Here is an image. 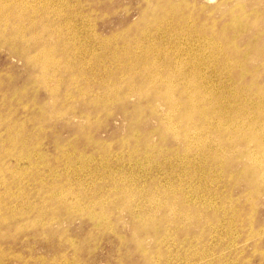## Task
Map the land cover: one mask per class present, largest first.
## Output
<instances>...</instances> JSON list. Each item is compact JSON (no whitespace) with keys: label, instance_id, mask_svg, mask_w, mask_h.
Returning <instances> with one entry per match:
<instances>
[{"label":"rangeland","instance_id":"obj_1","mask_svg":"<svg viewBox=\"0 0 264 264\" xmlns=\"http://www.w3.org/2000/svg\"><path fill=\"white\" fill-rule=\"evenodd\" d=\"M15 1L0 0V31L5 29L0 37V264H264V183L260 182L255 191L246 181L248 178H240L244 165L252 163L242 146L229 149L222 145L233 138L231 130L224 129L226 125L232 123L231 127L237 130L245 117L255 121L264 114V0ZM6 14L17 18H5ZM22 48L36 57L25 60L27 55L19 54ZM134 59L140 64L132 66ZM194 59L204 61L197 79L201 95L216 98L219 104L213 106L232 110L227 117L199 114L197 118L206 125L199 132L191 124L182 130L178 117L169 115L172 97L167 92L178 85L177 66L184 64L186 73V65ZM165 75L168 86L157 92L149 81L165 79ZM195 105L201 112L203 103L197 100ZM241 109L249 115L237 112ZM171 200L179 206L173 208ZM153 223L159 226L156 231L149 229Z\"/></svg>","mask_w":264,"mask_h":264},{"label":"bare ground","instance_id":"obj_2","mask_svg":"<svg viewBox=\"0 0 264 264\" xmlns=\"http://www.w3.org/2000/svg\"><path fill=\"white\" fill-rule=\"evenodd\" d=\"M8 1V0H7ZM32 1V0H31ZM43 1V0H42ZM80 1V0H79ZM78 1V2H79ZM16 1L14 0V3H15ZM219 2V1H218ZM224 2H225V0H224ZM2 3V2H1ZM12 3V2H11ZM14 3H12V4H14ZM82 3H84V2H82ZM148 3V2H147ZM190 3V2H189ZM221 3V2H220ZM219 3V4H220ZM261 3V2H260ZM259 3V4H260ZM16 4H18V3H16ZM15 4V5H16ZM80 4H81V2H80ZM237 4H239V3H237ZM241 5H242V3H240ZM243 4H245V3H243ZM2 5V4H1ZM9 6L11 5V4H8ZM14 5V6H15ZM20 5V4H19ZM30 5V4H29ZM49 5H51V4H49ZM146 5V4H145ZM155 5V4H154ZM153 5V6H154ZM187 5V4H186ZM235 5H236V3H235ZM12 6V5H11ZM17 6V5H16ZM56 6V5H55ZM152 6V7H153ZM161 6H163V5H161ZM177 6V5H176ZM194 6V5H193ZM202 6V5H201ZM208 6V5H207ZM253 6H255V5H253ZM1 7V6H0ZM175 7V6H174ZM257 7V6H256ZM4 8V7H3ZM7 9H8V7H6ZM14 8H16V7H14ZM23 8V7H22ZM165 8V7H164ZM184 8V7H183ZM239 8H243V7H239ZM1 9V8H0ZM17 9V8H16ZM21 9V8H20ZM203 9H204V7H203ZM9 10H11V9H9ZM24 10V9H23ZM27 10V9H26ZM48 10V9H47ZM143 10V9H142ZM155 10V9H154ZM171 10V9H170ZM197 10V9H196ZM200 10V9H199ZM213 10V9H212ZM1 11V10H0ZM31 11H32V9H31ZM34 11V10H33ZM51 11V10H50ZM146 11V10H145ZM214 11V10H213ZM240 11H241V9H240ZM242 11H244V10H242ZM254 11V10H253ZM19 12V11H18ZM25 12V11H24ZM165 12V11H164ZM189 12V11H188ZM233 12V11H232ZM257 12V11H256ZM8 13V12H7ZM34 13V12H33ZM52 13V12H51ZM94 13V12H93ZM179 13H180V11H179ZM191 13V12H190ZM245 13V12H244ZM250 13V12H249ZM260 13H262V12H260ZM3 14V13H2ZM82 14V13H81ZM107 14V13H106ZM170 14H171V12H170ZM173 14V13H172ZM175 14V13H174ZM177 14V13H176ZM205 14V13H204ZM212 14V13H211ZM237 14H239V13H237ZM252 14V13H251ZM257 14V13H256ZM7 15V14H6ZM6 15H4V16H6ZM30 15H32L31 13H30ZM34 15V14H33ZM47 15V14H46ZM55 15V14H54ZM75 15V14H74ZM104 15V14H103ZM168 15V14H167ZM209 15V14H208ZM235 15V14H234ZM255 14H253V16H254ZM261 15V14H260ZM72 16V15H71ZM155 16V15H154ZM247 16H248V14H247ZM246 16V17H247ZM0 17L2 18V15H0ZM17 18V15H15V14H9V15H7L5 18ZM25 17V16H24ZM75 17V16H74ZM82 17V16H81ZM165 17V16H164ZM196 17V16H195ZM220 17V16H219ZM218 17V18H219ZM234 17V16H233ZM242 17H243V14H242ZM86 18V17H85ZM162 19H163V17H161ZM185 18V17H184ZM190 18V17H189ZM199 18V17H198ZM239 18V17H238ZM249 18V17H248ZM254 18V17H253ZM140 19H142V18H140ZM155 19V18H154ZM153 19V20H154ZM186 19V18H185ZM241 19V18H240ZM32 20V19H31ZM66 20V19H65ZM184 20V19H183ZM230 20V19H229ZM233 20V19H232ZM5 21V20H4ZM35 21V20H34ZM68 21V20H67ZM70 21V20H69ZM151 21H152V19H151ZM203 21V20H202ZM206 21V20H205ZM247 21V20H246ZM8 22V21H7ZM12 22H14V21H12ZM11 22V23H12ZM25 22V21H24ZM156 22V21H155ZM154 22V23H155ZM189 22V21H188ZM207 22V21H206ZM233 22V21H232ZM239 22H241V21H239ZM238 22V23H239ZM253 22H255L254 21V19H253ZM2 23V22H1ZM0 23V24H1ZM10 23V24H11ZM31 23H33V22H31ZM30 23V24H31ZM70 23V22H69ZM147 23V22H146ZM190 23V22H189ZM205 23V22H204ZM223 23V22H222ZM247 23V22H246ZM5 23H3V25H4ZM7 24V23H6ZM149 24V23H148ZM151 24V23H150ZM228 24V23H227ZM244 24V23H243ZM242 24V25H243ZM215 25V24H214ZM245 25V24H244ZM243 25V26H244ZM248 25V24H247ZM252 25V24H251ZM6 26V25H5ZM137 26V25H136ZM148 26V25H147ZM160 26V25H159ZM183 26V25H182ZM197 26V25H196ZM226 26V25H225ZM11 28H12V25L10 26ZM15 27V26H14ZM18 27V26H17ZM21 27V26H20ZM27 27H28V25H27ZM62 27V26H61ZM138 27V26H137ZM202 27H204V26H202ZM207 27V26H206ZM240 27V26H239ZM245 27V26H244ZM2 28V27H1ZM53 28V27H52ZM51 28V29H52ZM153 28V27H152ZM195 28V27H194ZM196 28H201V27H196ZM223 28V27H222ZM230 28V27H229ZM59 29V28H58ZM146 29V28H145ZM204 29V28H203ZM211 29V28H210ZM219 29V28H218ZM226 29V28H225ZM232 29V28H231ZM243 29V28H242ZM21 30V29H20ZM57 30V29H56ZM66 30V29H65ZM148 30V29H147ZM146 30V31H147ZM204 30H206V29H204ZM214 30V29H213ZM238 30V29H237ZM241 30V29H240ZM239 30V31H240ZM245 30V29H244ZM10 31V30H9ZM142 31V30H141ZM144 31V30H143ZM202 31V30H201ZM200 31V32H201ZM211 31V30H210ZM222 31V30H221ZM227 31V30H226ZM243 31V30H242ZM216 32V31H215ZM256 32V31H255ZM3 33H5V29H2V31H0V35H2ZM23 33V32H22ZM59 33V32H58ZM198 33V32H197ZM204 33V32H203ZM263 33V32H262ZM13 34V33H12ZM20 34V33H19ZM36 34V33H35ZM57 34V33H56ZM61 34V33H60ZM95 34V33H94ZM93 34V35H94ZM215 34V33H214ZM243 34V33H242ZM16 35V34H15ZM34 35V34H33ZM142 35V34H141ZM201 35V34H200ZM206 35V34H205ZM236 35V34H235ZM234 35V36H235ZM258 35H260V34H258ZM13 36V35H12ZM17 36H19V35H17ZM22 36V35H21ZM24 36H26V35H24ZM29 36V35H28ZM60 36H62V35H60ZM148 36V35H147ZM204 36V35H203ZM208 36V35H207ZM221 36H223V35H221ZM0 37H3V35L2 36H0ZM4 37H6V36H4ZM217 37V36H216ZM225 37V36H224ZM253 37V36H252ZM251 37V38H252ZM255 37V36H254ZM259 37V36H258ZM14 38V37H13ZM16 38V37H15ZM26 38H28V37H26ZM235 38H237L236 36H235ZM257 38V37H256ZM1 39V38H0ZM56 39H58V38H56ZM190 39V38H189ZM229 39V38H228ZM232 39V38H231ZM3 40V39H2ZM8 40V39H7ZM9 40H10V38H9ZM30 40V39H29ZM214 40H215V38H214ZM217 41V40H216ZM231 41V40H230ZM240 41V40H239ZM15 42V41H14ZM141 42V41H140ZM229 42V41H228ZM255 42V41H254ZM257 42V41H256ZM12 43V42H11ZM220 43V42H219ZM237 43V42H236ZM253 43V42H252ZM5 44V43H4ZM7 44V43H6ZM135 44V43H134ZM254 44V43H253ZM256 44V43H255ZM13 45V44H12ZM45 45V44H44ZM211 45V44H210ZM232 45V44H231ZM247 45V44H246ZM15 46V45H14ZM187 46H188V44H187ZM239 46V45H238ZM248 46V45H247ZM2 47V46H1ZM11 47H13V46H11ZM10 47V48H11ZM122 47V46H121ZM224 47V46H223ZM229 45H228V49H229ZM234 47H237V46H234ZM253 47V46H252ZM41 48V47H40ZM51 48H52V45H51ZM65 48V47H64ZM162 48V47H161ZM189 48V47H188ZM215 48V47H214ZM16 49V48H15ZM30 49V48H29ZM43 49H45V46H44V48ZM89 49V48H88ZM219 49V48H218ZM221 49V48H220ZM226 49V48H225ZM248 49L250 50V48H247L246 49V51H248ZM13 51H14V48L12 49ZM40 50V49H39ZM39 50L37 51V52H39ZM238 50V49H237ZM245 50V49H244ZM257 50V49H256ZM67 51V50H66ZM76 51V50H75ZM146 51V50H145ZM156 51V50H155ZM217 51V50H216ZM219 51V50H218ZM221 51V50H220ZM226 51V50H225ZM241 51V50H240ZM2 52V51H1ZM5 52H6V50H5ZM36 52V53H37ZM79 52H81V51H79ZM161 52V51H160ZM212 52V51H211ZM245 52V51H244ZM249 52H251V51H249ZM249 52H248V54H249ZM261 52H262V50H261ZM28 53H29V51H28V49L27 48H22L21 50H20V52H19V54H21V55H27V58L25 59V60H33L35 57H36V54H34L35 55V57L34 56H30V54L28 55ZM72 53V52H71ZM138 53V52H137ZM2 54V53H1ZM39 54V53H38ZM46 54V53H45ZM48 54V53H47ZM162 54V53H161ZM217 54V53H216ZM220 54V53H219ZM244 54V53H243ZM246 54V53H245ZM52 55V54H51ZM50 55V56H51ZM74 55H76V54H74ZM90 55V54H89ZM115 55V54H114ZM223 55V54H222ZM232 55V54H231ZM28 56H30V57H28ZM49 56V55H48ZM47 56V57H48ZM124 56V55H123ZM147 56V55H146ZM225 56H226V53H225ZM13 57V56H12ZM46 57V56H45ZM61 57V56H60ZM134 57H135V54H134ZM213 57H215V56H213ZM233 57V56H232ZM243 57V56H242ZM52 58V57H51ZM54 58V57H53ZM144 58V57H143ZM234 58V57H233ZM232 58V59H233ZM236 58V57H235ZM45 59V58H44ZM48 59V58H47ZM56 59V58H55ZM58 59H60L59 57H58ZM87 59V58H86ZM131 59V58H130ZM129 59V60H130ZM218 59V58H217ZM226 59H228V58H226ZM46 60V59H45ZM44 60V61H45ZM57 60V59H56ZM174 60V59H173ZM195 61L194 62H191L190 64H188V65H186V66H188L189 67V70L185 73L184 72V68H183V66H184V64H180V66H177V67H179L178 69V71H177V80H178V85H177V87L175 86L174 88H172L171 90H167V92H168V97L169 98H171V100H170V109H171V113L169 114L170 116H175V117H178V119L180 120V124H181V129L183 130L184 128H186L188 125H193L194 127H195V129L197 130V132H199V131H202V130H205V128H206V125L204 124V120L202 121L200 118H197V116L199 115V114H203V115H207V114H214V115H216V116H229L230 114H231V112H232V110H222L221 108H219L218 106H213V104L214 105H218L217 104V102H216V98H213V99H209L208 98V96H205V94H204V96L203 95H201V93H200V91H201V84L199 83H197V79H198V74H199V67L204 63V61H202V60H200V59H194ZM238 60V59H237ZM37 61V59L35 60V62ZM47 61H49V60H46V62ZM53 61V60H52ZM70 61V60H69ZM68 61V62H69ZM140 61V60H139ZM139 61L137 60V59H134L133 61H132V66H137V65H139L140 63H139ZM167 61V60H166ZM245 61H246V58H245ZM19 62V61H18ZM55 62V61H54ZM121 62H122V59H121ZM120 62V63H121ZM189 62V61H188ZM227 62V61H226ZM241 62V61H240ZM247 62V61H246ZM10 63V62H9ZM37 63H39V61L37 62ZM222 63V62H221ZM234 63V62H233ZM243 63H244V61H243ZM11 64V63H10ZM33 64V63H32ZM40 64V63H39ZM51 64V63H50ZM62 64H64V63H62ZM61 64V65H62ZM68 64V63H67ZM128 64V63H127ZM153 64V63H152ZM35 65H37V64H35ZM60 65V66H61ZM130 65V64H129ZM128 65V66H129ZM145 65V64H144ZM150 65V64H149ZM237 65V64H236ZM257 65V64H256ZM260 65V64H259ZM32 66V65H31ZM82 66H84V65H82ZM117 66V65H116ZM152 66H154L155 67V65L153 64ZM151 66V67H152ZM166 66H168V65H166ZM171 66V65H170ZM173 66V65H172ZM217 66V65H216ZM221 66V65H220ZM227 66V65H226ZM229 66V65H228ZM252 66H254V65H252ZM251 66V67H252ZM261 66V65H260ZM45 67H47V66H45ZM87 67V66H86ZM119 67V66H118ZM145 67V66H144ZM147 67V66H146ZM235 67V66H234ZM244 67V66H243ZM262 67V66H261ZM32 68H33V66H32ZM48 68V67H47ZM58 68V67H57ZM166 68V67H165ZM168 68V67H167ZM228 68V67H227ZM226 68V69H227ZM230 68V67H229ZM260 68V67H259ZM41 69V68H40ZM71 69V68H70ZM91 69V68H90ZM125 69V68H124ZM175 69H176V67H175ZM43 70H45V69H43ZM56 70V69H55ZM78 70V69H77ZM105 70V69H104ZM121 70V69H120ZM132 69H130V71H131ZM140 70V69H139ZM149 70H150V68H149ZM164 70V69H163ZM168 70V69H167ZM228 70V69H227ZM241 70V69H240ZM247 70V69H246ZM79 71V70H78ZM151 71V70H150ZM149 71V72H150ZM171 71H174V70H171ZM208 71V70H207ZM223 71V70H222ZM232 71V70H231ZM257 71V70H256ZM256 71H255V73H256ZM46 72H48V71H46ZM53 70H52V74H53ZM57 72V71H56ZM55 72V73H56ZM110 72V71H109ZM112 72V71H111ZM121 72V71H120ZM134 72H137L136 70L134 71ZM169 72V71H168ZM214 72V71H213ZM227 72V71H226ZM241 72V71H240ZM251 72V71H250ZM253 72V71H252ZM8 73V72H7ZM77 73V72H76ZM130 73V72H129ZM173 73V72H172ZM175 73V72H174ZM173 73V74H174ZM222 73V72H221ZM225 73V72H224ZM42 74H44V73H42ZM107 74V73H106ZM148 74V73H147ZM159 74V73H158ZM223 74V73H222ZM221 74V75H222ZM230 74V73H229ZM251 74H253V73H251ZM259 74V73H258ZM112 75H113V72H112ZM146 75V74H145ZM168 75V74H167ZM167 75H165L166 77H165V79H161V78H156L155 80L154 79H152V80H150L149 82H150V84H151V86H153L154 88H155V90H157V92H158V90L159 89H162L163 88V86L165 87V90H166V88H167V83H168V80L169 79H167L168 78V76ZM224 75V74H223ZM232 75V74H231ZM7 76H9V75H7ZM43 76V75H42ZM51 76V75H50ZM53 76V75H52ZM86 76V75H85ZM84 76V77H85ZM133 76V75H132ZM142 76V75H141ZM155 77H156V75H154ZM232 76H234V75H232ZM238 76H239V74H238ZM36 77V76H35ZM44 77V76H43ZM58 77H60V76H58ZM72 77V76H71ZM76 77V76H75ZM74 77V78H75ZM81 77V76H80ZM92 77V76H91ZM94 77V76H93ZM96 77V76H95ZM104 77V76H103ZM120 77V76H119ZM153 77V76H152ZM151 77V78H152ZM160 77H162V76H160ZM226 77H228L229 78V75L227 74V76ZM235 77V76H234ZM246 77V76H245ZM251 77V76H250ZM46 78V77H45ZM70 78V77H69ZM73 78V77H72ZM76 78H78V77H76ZM87 78V77H86ZM122 78V77H121ZM154 78V77H153ZM163 78V77H162ZM223 78V77H222ZM242 78H243V75H242ZM49 79V78H48ZM51 79V78H50ZM58 79H60V78H58ZM61 79H62V77H61ZM79 79V78H78ZM95 79V78H94ZM133 79V78H132ZM145 79V78H144ZM149 79V78H148ZM34 80H36V79H34ZM172 80H173V77H172ZM233 80V79H232ZM231 80V81H232ZM253 80V79H252ZM1 82H2V80H0ZM37 81V80H36ZM49 81H51V80H49ZM58 81V80H57ZM99 81H100V79H99ZM112 81V80H111ZM110 81V82H111ZM126 81V80H125ZM124 81V82H125ZM230 81V80H229ZM9 82V81H8ZM34 82V81H33ZM47 82V81H46ZM46 82H45V84H46ZM70 82V81H69ZM86 82V81H85ZM170 82V81H169ZM224 82V81H223ZM240 82V81H239ZM245 82V81H244ZM257 82V81H256ZM3 83V82H2ZM40 83V82H39ZM48 83V82H47ZM106 83H107V81H106ZM133 83V82H132ZM131 83V84H132ZM172 83V82H171ZM225 83V82H224ZM20 84V83H19ZM49 84V83H48ZM74 84V83H73ZM78 84V83H77ZM122 84V83H121ZM232 84H233V82H232ZM246 84V83H245ZM30 85V84H29ZM28 85V86H29ZM59 85V84H58ZM75 85V84H74ZM123 85V84H122ZM175 85H176V83H175ZM35 86V85H34ZM52 86V85H51ZM71 86V85H70ZM113 86V85H112ZM116 86V88H118L117 87V85H115ZM141 86H144V85H142L141 84ZM210 86V85H209ZM243 86H244V84H243ZM50 87V86H49ZM48 87V88H49ZM54 87V86H53ZM88 87V86H87ZM120 87V86H119ZM126 87H128V86H126ZM132 87V86H131ZM233 87V86H232ZM234 87H235V85H234ZM240 87V86H239ZM256 87V86H255ZM44 88V87H43ZM57 88V87H56ZM109 88V87H108ZM111 88V87H110ZM115 88V89H116ZM134 88V87H133ZM241 88V87H240ZM5 89V88H4ZM50 89H52V88H50ZM75 89V88H74ZM121 89V88H120ZM147 89V88H146ZM244 89V88H243ZM242 89V90H243ZM259 89H261V88H259ZM14 90H15V88H14ZM78 90V89H77ZM80 90V89H79ZM107 90V89H106ZM105 90V91H106ZM110 90H112V89H110ZM117 90H119V89H117ZM130 90V89H129ZM129 90H128V92H129ZM133 90H135V88L133 89ZM139 91H140V89H138ZM164 89H163V91H165ZM241 90V89H240ZM246 91H247V89H245ZM55 91V90H54ZM69 91H71V90H69ZM81 91V90H80ZM83 91V90H82ZM115 91V90H114ZM127 91V90H126ZM264 91V90H263ZM262 91V92H263ZM6 91H4V93H5ZM17 92V91H16ZM21 92V91H20ZM26 92V91H25ZM24 92V93H25ZM48 92H49V90H48ZM55 92H58V91H55ZM54 92V93H55ZM68 92V91H67ZM85 92V91H84ZM127 92V93H128ZM131 92V91H130ZM141 92V91H140ZM149 92V91H148ZM205 92V91H204ZM212 92V91H211ZM3 93V94H4ZM36 93V92H35ZM79 93V92H78ZM82 93V92H81ZM94 93V92H93ZM113 93V92H112ZM258 93V92H257ZM86 94H88V93H86ZM91 94V93H90ZM165 94V93H164ZM17 95V94H16ZM68 95V94H67ZM73 95V94H72ZM114 95V94H113ZM125 95V97H126V94H124ZM124 95H122V96H124ZM160 95H162V97H163V94H160ZM258 95V94H257ZM6 96V95H5ZM99 96V95H98ZM102 96V95H101ZM101 96H99V97H101ZM104 96V95H103ZM116 96H118V95H116ZM116 96H115V98H116ZM129 96V95H128ZM218 96V95H217ZM216 96V97H217ZM225 96V95H224ZM52 97V96H51ZM75 97V96H74ZM121 97V96H120ZM146 96H144L143 98H145ZM234 97V96H233ZM250 97V96H249ZM56 98V97H55ZM106 98V97H105ZM110 98H112V97H110ZM113 98H114V96H113ZM132 98V97H131ZM168 98V99H169ZM260 98V97H259ZM262 98V97H261ZM98 99V98H97ZM96 99V100H97ZM120 99V98H119ZM166 99H167V97H166ZM166 99H165V101H166ZM32 100V99H31ZM46 100V99H45ZM51 100V99H50ZM86 100V99H85ZM95 100V101H96ZM99 100H101V99H98V101ZM114 100V99H113ZM121 100V99H120ZM124 100V99H123ZM197 100H198V102L199 103H203V109H202V111L200 112V110H198L195 106V104H196V102H197ZM232 100V99H231ZM252 100V99H251ZM263 100V99H262ZM262 100H260V101H262ZM56 101V100H55ZM54 101V102H55ZM102 101V100H101ZM107 101V100H106ZM254 101V100H253ZM32 102V101H31ZM44 102V101H43ZM115 102H116V100H115ZM114 102V103H115ZM158 102V101H157ZM221 102V101H220ZM29 103V102H28ZM52 103H53V100H52ZM98 102H96V104H97ZM151 103V102H150ZM10 104V103H9ZM23 104V103H22ZM31 104H33V103H31ZM64 104V103H63ZM100 104V103H99ZM104 104V103H103ZM106 104H108V103H106ZM149 104V103H148ZM159 104V103H158ZM249 104V103H248ZM252 104H254V102L252 103ZM7 105V104H6ZM198 105V104H197ZM245 105V104H244ZM1 106V105H0ZM10 106V105H9ZM13 106V105H12ZM38 106V105H37ZM43 106H44V104H43ZM199 106V105H198ZM197 106V107H198ZM205 106V107H204ZM19 107H21V106H19ZM71 107V106H70ZM200 107H202V106H200ZM228 107V106H227ZM233 107V106H232ZM26 108V107H25ZM27 108H28V106H27ZM72 108V107H71ZM138 108V107H137ZM248 108V107H247ZM8 109V108H7ZM43 109V108H42ZM51 109V108H50ZM67 109H68V107H67ZM67 109H66V112H67ZM74 109H77V108H74ZM151 109V108H150ZM156 109H158V108H156ZM254 109V108H253ZM258 109V108H257ZM44 110V109H43ZM153 110V109H152ZM15 111H17V110H15ZM19 111V110H18ZM30 111V110H29ZM63 111H64V109H63ZM72 111H74V110H72ZM128 111V110H127ZM154 111V110H153ZM160 111V110H159ZM169 111V110H168ZM236 111V110H235ZM253 111V110H252ZM2 112V111H1ZM56 112V111H55ZM61 112V111H60ZM112 112V111H111ZM143 112V111H142ZM237 112H242V115L243 116H245L248 112L246 111V109L245 110H242L241 109V111H237ZM261 112V111H260ZM259 112V113H260ZM11 113V112H10ZM13 113H14V111H13ZM25 113V112H24ZM43 113V112H42ZM47 113V112H46ZM51 113V112H50ZM98 113H100V112H98ZM141 113V112H140ZM144 113V112H143ZM154 113V112H153ZM163 113V112H162ZM251 113V112H250ZM49 114V113H48ZM112 114V113H111ZM134 114H135V112H134ZM142 114V113H141ZM1 115H2V113H1ZM7 115V114H6ZM16 115V114H15ZM56 115H58V114H56ZM63 115V114H62ZM65 115V114H64ZM78 115V114H77ZM110 115V114H109ZM125 115V114H124ZM148 115V114H147ZM150 115V114H149ZM165 115V114H164ZM167 115V114H166ZM233 115V114H232ZM240 115V114H239ZM238 115V116H239ZM248 115H249V113H248ZM247 115V116H248ZM253 115V114H252ZM255 115V114H254ZM261 115V114H260ZM13 116V115H12ZM20 116V115H19ZM35 116V115H34ZM51 116V115H50ZM86 116V115H85ZM89 116H92V115H89ZM112 116V115H111ZM202 116V115H201ZM215 116V117H216ZM3 117V116H2ZM17 117H18V115H17ZM61 117V116H60ZM87 117V116H86ZM99 117V116H98ZM200 117V116H199ZM219 117V118H220ZM232 117V116H231ZM236 117V116H235ZM5 118V117H4ZM42 118V117H41ZM76 118V117H75ZM125 118V117H124ZM136 118H137V116H136ZM163 118V117H162ZM165 118H169V117H165ZM218 118V117H217ZM237 118V117H236ZM242 118V117H241ZM1 119V118H0ZM18 119H19V117H18ZM40 119V118H39ZM57 119V118H56ZM215 119V118H214ZM233 119V118H232ZM243 119V118H242ZM10 120V119H9ZM31 120V119H30ZM52 120V119H51ZM85 120V119H84ZM92 120V119H91ZM95 120V119H94ZM97 120H98V118H97ZM106 120V119H105ZM134 120V119H133ZM136 120V119H135ZM139 120H140V118H139ZM160 120V119H159ZM169 120V119H168ZM167 120V121H168ZM172 120V119H171ZM229 120V119H228ZM6 121V120H5ZM87 121V120H86ZM90 121V120H89ZM164 121V120H163ZM167 121H166V123H167ZM208 121V120H207ZM240 121V120H239ZM55 122V121H54ZM97 122V121H96ZM98 122H100V120L98 121ZM177 122V121H176ZM211 122V121H210ZM215 122V121H214ZM3 123V122H2ZM20 123V122H19ZM68 123V122H67ZM141 123V122H140ZM170 123V122H169ZM231 123V122H230ZM1 124V123H0ZM8 124V123H7ZM11 124V123H10ZM18 124V123H17ZM17 124H14L15 126L17 125ZM42 124V123H41ZM173 124H175V123H173ZM38 125H40V124H38ZM165 125V124H164ZM225 125V124H224ZM11 126V125H10ZM32 126V125H31ZM90 126V125H89ZM232 126V123L231 124H228V125H226V127L224 128L226 131H230L231 130V133H232V140H229L228 142H223L222 143V145L224 146V147H227V148H229V149H233V147H236L237 148V146H242L243 148H244V150H246V153H248L249 154V156H247L246 154V156L250 159H252V163H251V166H248V165H244V167H243V171H242V173L241 174H239L240 175V178H244V179H247L246 181L248 182V184L250 185V186H252L253 188H254V190L255 191H257L258 189V184L260 183V182H263L264 183V114L263 115H261V117L259 118L258 117V119L257 120H251L249 117H245L244 119H243V121H241L240 122V126H238L237 127V130H234L235 128H232L231 127ZM8 127V126H7ZM18 127V126H17ZM26 127V126H25ZM100 127V126H99ZM208 127V126H207ZM223 127V126H222ZM37 128V127H36ZM83 128V127H82ZM137 128V127H136ZM159 128V127H158ZM175 128V127H174ZM210 128V127H209ZM208 128V129H209ZM16 129V128H15ZM22 129H23V127H22ZM55 129V128H54ZM85 129V128H84ZM138 129V128H137ZM157 129V128H156ZM168 129V128H167ZM180 129V130H181ZM189 130L191 129V128H188ZM213 129H215L214 127H213ZM40 130V129H39ZM46 130V129H45ZM49 130V129H48ZM87 130V129H86ZM133 130H135V129H133ZM224 130V131H225ZM23 131V130H22ZM156 131V130H155ZM178 131V130H177ZM185 131V130H184ZM40 132V131H39ZM45 132V131H44ZM166 132H170V131H166ZM173 131H171V133H172ZM183 132V131H182ZM4 133H6V132H4ZM9 133V132H8ZM59 133V132H58ZM174 133V132H173ZM178 133V132H177ZM190 133H191V131H190ZM195 133V132H194ZM217 133V132H216ZM218 133H219V135H222L223 134V130L222 129H218ZM83 134V133H82ZM184 134V133H183ZM187 134V133H186ZM196 134V133H195ZM202 134V133H201ZM209 134V133H208ZM228 134H230V133H228ZM46 135V134H45ZM53 135V134H52ZM84 135V134H83ZM90 135V134H89ZM92 135V134H91ZM151 135V134H150ZM198 135V134H197ZM218 135V136H219ZM17 136V135H16ZM73 136V135H72ZM161 136V135H160ZM172 136V135H171ZM175 136V135H174ZM177 136H178V134H177ZM187 136H188V134H187ZM193 136V135H192ZM205 136V135H204ZM19 137H20V135H19ZM46 137V136H45ZM90 137V136H89ZM126 137V136H125ZM128 137V136H127ZM154 137V136H153ZM184 137V136H183ZM194 137V136H193ZM203 137V136H202ZM230 137V136H229ZM2 138V137H1ZM39 138H41L40 136H39ZM93 138V137H92ZM118 138V137H117ZM129 138V137H128ZM147 138V137H146ZM159 138V137H158ZM157 138V139H158ZM174 138V137H173ZM179 138V137H178ZM191 138V137H190ZM211 138V137H210ZM215 138V137H214ZM213 138V139H214ZM8 139V138H7ZM23 139V138H22ZM46 139V138H45ZM68 139V138H67ZM160 139V138H159ZM198 139V138H197ZM226 139H228V138H226ZM27 140V139H26ZM29 140V139H28ZM27 140V141H28ZM38 140V139H37ZM47 140V139H46ZM115 140V139H114ZM129 140V139H128ZM211 140V139H210ZM219 140H221V139H219ZM66 141H68V140H66ZM76 141V140H75ZM91 141V140H90ZM108 141V140H107ZM160 141V140H159ZM191 141V140H190ZM20 142V141H19ZM24 142V141H23ZM35 142V141H34ZM57 142V141H56ZM88 142V141H87ZM103 142V141H102ZM115 142V141H114ZM196 142H198V141H196ZM26 143V142H25ZM74 143V142H73ZM137 143H140V142H137ZM155 143V142H154ZM201 143V142H200ZM12 144V143H11ZM30 144V143H29ZM57 144V143H56ZM65 144V143H64ZM84 144V143H83ZM100 144V143H99ZM103 144H105V143H103ZM126 144H127V142H126ZM146 144V143H145ZM160 144V143H159ZM179 144V143H178ZM194 144V143H193ZM198 144V143H197ZM205 144H207L206 142H204V145ZM16 145V144H15ZM28 145V144H27ZM60 145V144H59ZM86 145V144H85ZM97 145V144H96ZM106 145V144H105ZM128 145V144H127ZM133 145H134V143H133ZM201 145H203V144H201ZM2 146V145H1ZM10 146V145H9ZM29 146V145H28ZM45 146V145H44ZM79 146V145H78ZM87 146H88V144H87ZM107 146V145H106ZM138 146V145H137ZM158 146V145H157ZM159 146H161V145H159ZM185 146V145H184ZM206 146V145H205ZM3 147V146H2ZM13 147V146H12ZM34 147V146H33ZM43 147V146H42ZM56 147V146H55ZM60 147V146H59ZM140 147V146H139ZM146 147V146H145ZM190 147V146H189ZM202 148L204 147V146H201ZM221 147V146H220ZM76 148V147H75ZM84 148V147H83ZM104 148H106L105 146H104ZM150 148V147H149ZM154 148H156V146L154 147ZM162 148H164V147H162ZM178 148V147H177ZM195 148V147H194ZM18 149H20L19 147H18ZM111 149V148H110ZM126 149V148H125ZM157 149H158V147H157ZM156 149V150H157ZM192 149V148H191ZM217 149V148H216ZM228 149V150H229ZM23 150H25V149H23ZM41 150H43V149H41ZM48 150V149H47ZM71 150H72V148H71ZM78 150V149H77ZM86 150V149H85ZM112 150V149H111ZM119 150V149H118ZM129 150V149H128ZM139 150V149H138ZM165 150H166V148H165ZM215 150V149H214ZM235 150V149H234ZM32 151V150H31ZM55 151V150H54ZM79 151V150H78ZM101 151V150H100ZM104 151H106V149H104ZM122 151V150H121ZM152 151V150H151ZM151 151H149V152H151ZM171 151V150H170ZM203 151V150H202ZM210 151V150H209ZM95 152V151H94ZM107 152H108V150H107ZM125 152V151H124ZM128 152V151H127ZM168 152V151H167ZM227 152V151H226ZM5 153V152H4ZM52 153V152H51ZM59 153V152H58ZM97 153H99V152H97ZM114 153V152H113ZM139 153V152H138ZM156 153V152H155ZM164 153V152H163ZM237 153H239V152H237ZM8 154H9V152H8ZM16 154V153H15ZM34 154V153H33ZM133 154V153H132ZM150 154H152V153H150ZM185 154V153H184ZM193 154V153H192ZM222 154H223V152H222ZM234 154V153H233ZM5 155V154H4ZM24 155V154H23ZM47 155H48V153H47ZM54 155V154H53ZM52 155V156H53ZM58 155V154H57ZM77 155V154H76ZM98 155V154H97ZM109 155V154H108ZM170 155V154H169ZM206 155V154H205ZM225 155V154H224ZM243 155V154H242ZM241 155V156H242ZM251 155V156H250ZM6 156V155H5ZM32 156V155H31ZM49 156V155H48ZM102 156V155H101ZM151 156V155H150ZM167 156V155H166ZM199 156V155H198ZM201 156V155H200ZM208 156V155H207ZM206 156V157H207ZM223 156V155H222ZM230 156V155H229ZM229 156H227V157H229ZM1 157V156H0ZM75 157V156H74ZM105 157V156H104ZM104 157H102V158H104ZM136 157H137V155H136ZM189 157V156H188ZM218 157V156H217ZM220 157V156H219ZM244 157V156H243ZM4 158V157H3ZM46 158V157H45ZM54 158V157H53ZM171 158V157H170ZM196 158V157H195ZM215 159H217L216 157H214ZM237 158V157H236ZM1 159V158H0ZM8 159V158H7ZM6 159V160H7ZM111 159V158H110ZM173 159V158H172ZM181 159V158H180ZM192 159V158H191ZM212 159H213V157H212ZM211 159V160H212ZM2 160V159H1ZM10 160V159H9ZM33 160V159H32ZM51 160V159H50ZM194 160V159H193ZM214 160V159H213ZM227 160V159H226ZM247 160V159H246ZM189 161H190V159H189ZM249 161V160H248ZM186 162H187V160H186ZM193 162V161H192ZM219 162V161H218ZM111 163V162H110ZM180 163V162H179ZM191 163V162H190ZM217 163V162H216ZM11 164V163H10ZM210 164V163H209ZM3 165V164H2ZM16 165V164H15ZM52 165V164H51ZM57 165V164H56ZM164 165V164H163ZM170 165V164H169ZM179 165V164H178ZM227 165V164H226ZM225 165V166H226ZM54 166V165H53ZM112 166V165H111ZM184 166V165H183ZM183 166L181 167V169H184L183 168ZM190 166V165H189ZM211 166V165H210ZM243 166V165H242ZM9 167V166H8ZM58 167V166H57ZM227 167H229L228 165H227ZM13 168V167H12ZM19 168V167H18ZM197 168V167H196ZM212 168V167H211ZM210 168V169H211ZM11 169V168H10ZM3 170H4V168H3ZM33 170V169H32ZM35 170V169H34ZM48 170V169H47ZM10 171V170H9ZM37 171V170H36ZM49 171V170H48ZM236 171V170H235ZM238 171V170H237ZM14 172V171H13ZM56 172V171H55ZM182 172V171H181ZM5 173V172H4ZM10 173V172H9ZM54 173V172H53ZM185 173H186V171H185ZM192 173V172H191ZM223 173H224V171H223ZM229 172H227V174H228ZM127 174V173H126ZM183 174V173H182ZM181 174V175H182ZM225 174V173H224ZM92 175V174H91ZM189 175H191L190 173H189ZM2 176V175H1ZM35 176V175H34ZM115 176V175H114ZM215 176H217V175H215ZM6 177V176H5ZM40 178V177H39ZM89 178V177H88ZM148 178V177H147ZM187 178V177H186ZM188 178H190L191 179V177H188ZM22 179V178H21ZM185 179V178H184ZM193 179V178H192ZM231 179V178H230ZM34 180V179H33ZM37 180V179H36ZM125 180V179H124ZM144 180V179H143ZM180 180V179H179ZM206 180V179H205ZM223 180H225V179H223ZM54 181V180H53ZM128 181H129V179H128ZM152 181V180H151ZM191 181V180H190ZM193 181V180H192ZM200 181V180H199ZM237 181V180H236ZM1 182V181H0ZM46 182V181H45ZM51 182V181H50ZM62 182V181H61ZM186 182H188V180L186 181ZM220 182V181H219ZM218 182V183H219ZM224 182V181H223ZM10 183V182H9ZM53 183H55V181L53 182ZM60 183V182H59ZM184 183V182H183ZM204 183V182H203ZM208 183V182H207ZM17 184V183H16ZM191 184V183H190ZM55 185V184H54ZM64 185V184H63ZM162 185V184H161ZM183 185V184H182ZM185 185V184H184ZM183 185V186H184ZM226 185V184H225ZM80 186V185H79ZM193 186V185H192ZM207 186V185H206ZM260 186V185H259ZM58 187V186H57ZM61 187V186H60ZM101 187V186H100ZM140 187V186H139ZM171 187V186H170ZM173 187V186H172ZM189 186H187V188H188ZM219 187V186H218ZM224 187V186H223ZM47 188V187H46ZM45 188V190H47ZM99 188V187H98ZM104 188V187H103ZM187 188H185V189H187ZM222 188V187H221ZM262 188V187H261ZM42 189V188H41ZM52 189H53V187H52ZM56 189V188H55ZM58 189H60L59 187H58ZM101 189V188H100ZM99 189V190H100ZM156 189V188H155ZM169 189V188H168ZM171 189V188H170ZM172 189H174V187L172 188ZM171 189V190H172ZM202 189V188H201ZM5 190V189H4ZM64 190V189H63ZM94 190V189H93ZM98 189H97V191H99ZM124 190H126L125 188H124ZM200 190V189H199ZM218 190H220V188L218 189ZM35 191V190H34ZM48 191V190H47ZM92 191V190H91ZM138 191H140V190H138ZM173 191H175V190H173ZM180 191V190H179ZM178 191V192H179ZM191 191V190H190ZM189 191V192H190ZM195 191V190H194ZM246 191V190H245ZM250 191V190H249ZM64 192V191H63ZM128 192V191H127ZM127 192H125L124 191V194L125 193H127ZM166 192V191H165ZM168 192H170L169 190H168ZM168 192H167V194H168ZM172 192V191H171ZM170 192V193H171ZM176 192V191H175ZM184 193H186V191H183ZM227 192V191H226ZM262 192V191H261ZM36 193V192H35ZM40 193V192H39ZM71 192H69V194H70ZM72 193H73V191H72ZM78 193H79V191H78ZM85 193H87V192H85ZM96 193V192H95ZM98 193V192H97ZM96 193V194H97ZM101 193H103V190H102V192ZM134 193H135V191H134ZM173 193V192H172ZM181 193V192H180ZM179 193V194H180ZM183 193V194H184ZM188 193V192H187ZM216 193V192H215ZM223 193V192H222ZM248 193V192H247ZM247 193H246V195H247ZM258 193V192H257ZM36 194H38V193H36ZM43 194V193H42ZM75 194V193H74ZM93 194H94V191H93ZM122 194V193H121ZM123 194V195H124ZM135 194H137V193H135ZM183 194H182V197H183ZM192 194V193H191ZM256 194V193H255ZM39 195V194H38ZM73 195V194H72ZM90 195V194H89ZM92 195V194H91ZM118 195V194H117ZM129 195V194H128ZM138 195V194H137ZM159 195V194H158ZM174 195V194H173ZM177 195V194H176ZM190 195V194H189ZM193 195V194H192ZM203 195V194H202ZM240 195V194H239ZM261 195V194H260ZM2 196V195H1ZM40 196V195H39ZM80 196V195H79ZM88 196V195H87ZM131 196V195H130ZM166 196V195H165ZM175 196V195H174ZM186 196H187V194H186ZM225 196V195H224ZM236 196V195H235ZM262 196H264V195H262ZM5 197V196H4ZM69 197V196H68ZM76 197V196H75ZM135 197V196H134ZM140 197V196H139ZM163 197H164V195H163ZM167 197H168V195H167ZM178 197V196H177ZM188 197V196H187ZM229 197V196H228ZM227 197V198H228ZM243 197V196H242ZM36 198V197H35ZM51 198V197H50ZM54 198V197H53ZM62 198V197H61ZM119 198H120V196H119ZM126 198V197H125ZM132 198V197H131ZM159 198H160V196H159ZM176 198V197H175ZM179 198V197H178ZM177 198V199H178ZM192 198V197H191ZM191 198L189 199V200H191ZM210 198V197H209ZM244 198V197H243ZM256 198V197H255ZM47 199V198H46ZM59 199V198H58ZM68 199V198H67ZM66 199V200H67ZM128 199H130V198H128ZM127 199V200H128ZM141 199V198H140ZM152 199V198H151ZM154 199V198H153ZM166 199V198H165ZM173 199V198H172ZM183 199H184V197H183ZM198 199V198H197ZM235 199V198H234ZM241 199V198H240ZM123 200V199H122ZM122 200H121V202H122ZM125 200V199H124ZM127 200H126V202H127ZM134 200H135V198H134ZM137 200V199H136ZM139 200V199H138ZM150 200V199H149ZM167 200V199H166ZM165 200V201H166ZM175 200V199H174ZM224 200H226V199H224ZM248 200V199H247ZM63 201V200H62ZM104 201V200H103ZM153 201V200H152ZM151 201V202H152ZM162 201V200H161ZM164 201V200H163ZM172 201V200H171ZM177 201V200H176ZM186 201H188V199L186 200ZM195 201V200H194ZM240 201V200H239ZM250 201V200H249ZM254 201H255V199H254ZM77 202V201H76ZM98 202V201H97ZM159 202H160V200H159ZM190 202V201H189ZM196 202V201H195ZM205 202V201H204ZM228 202V201H227ZM56 203H59V202H56ZM65 203V202H64ZM69 203V202H68ZM104 203V202H103ZM114 203V202H113ZM129 203V202H128ZM128 203H126V204H128ZM134 203H136V202H134ZM154 203H156V202H154ZM172 203H173V205H172V207L173 208H175V207H177V206H179L178 204H176V202H173L172 201ZM183 203V202H182ZM187 203V202H186ZM194 203V202H193ZM200 203H202V202H200ZM210 203V202H209ZM223 203H226V202H223ZM250 203V202H249ZM60 204V203H59ZM84 204V203H83ZM123 204V203H122ZM138 204H140L139 202H138ZM149 204V203H148ZM152 204H153V202H152ZM158 204V203H157ZM167 204V203H166ZM165 204V205H166ZM194 204H196V203H194ZM246 204V203H245ZM253 204H254V202H253ZM29 205V204H28ZM62 205V204H61ZM112 205V204H111ZM123 205H125V204H123ZM136 205V204H135ZM175 205V206H174ZM191 205V204H190ZM189 204H188V206H190ZM200 205V204H199ZM227 205H228V203H227ZM250 205V204H249ZM2 206H4V205H2ZM30 206V205H29ZM28 206V207H29ZM52 206V205H51ZM64 206H65V204H64ZM109 206V205H108ZM117 206H119V205H117ZM131 206V205H130ZM208 206H209V204H208ZM259 206V205H258ZM1 207V206H0ZM32 207V206H31ZM45 208H47V206H44ZM84 207V206H83ZM125 207V206H124ZM123 207V208H124ZM127 207V206H126ZM129 207V206H128ZM155 207V206H154ZM161 207H162V205H161ZM166 207H170V205H166ZM165 207V208H166ZM196 207H200V206H196ZM195 207V208H196ZM239 207V206H238ZM255 207V206H254ZM7 208V207H6ZM43 208V207H42ZM44 208V209H45ZM49 208V207H48ZM71 208V207H70ZM74 208V207H73ZM116 208V207H115ZM136 209H137V205H136V207H135ZM140 208H141V206H140ZM158 208V207H157ZM202 208V207H201ZM205 208V207H204ZM209 208V207H208ZM250 208H252V207H250ZM1 209V208H0ZM2 209H4V208H2ZM55 209V208H54ZM59 209V208H58ZM64 209V208H63ZM66 209V208H65ZM104 209V211H105V207L103 208ZM125 209V208H124ZM150 209H153V208H150ZM164 209V208H163ZM171 209L172 208H170V211H171ZM197 209V208H196ZM200 209V208H199ZM206 209H207V207H206ZM48 210V209H47ZM57 210V209H56ZM99 210V209H98ZM121 210H123V209H121ZM125 210H127V208L125 209ZM173 210V209H172ZM177 210V209H176ZM186 210V209H185ZM189 210V209H188ZM231 210V209H230ZM241 210V209H240ZM30 211V210H29ZM34 211V210H33ZM44 211V210H43ZM55 211V210H54ZM71 211V210H70ZM74 211V210H73ZM72 211V212H73ZM76 211V210H75ZM128 212H129V209L127 210ZM138 211V210H137ZM144 211V210H143ZM149 211V210H148ZM159 212V210H156V212ZM182 211V210H181ZM246 211V210H245ZM248 211H249V209H248ZM247 211V212H248ZM45 212V211H44ZM43 212V213H44ZM52 212V211H51ZM71 212V213H72ZM85 212H86V210H85ZM88 212V211H87ZM136 212V211H135ZM139 212V211H138ZM142 212V211H141ZM150 212V211H149ZM155 212V211H154ZM183 212V211H182ZM182 212H180V214L182 213ZM203 212V211H202ZM246 212V213H247ZM2 213V212H1ZM4 213H5V210H4ZM89 213V212H88ZM105 213V212H104ZM110 213V212H109ZM134 213V212H133ZM175 213V212H174ZM185 213V212H184ZM199 213V212H198ZM252 213V212H251ZM82 214V213H81ZM127 214V213H126ZM193 214V213H192ZM35 215H37V214H35ZM39 215V214H38ZM43 215H45V214H43ZM94 215H96V214H94ZM119 215V214H118ZM156 215V214H155ZM189 215V214H188ZM213 215H214V213H213ZM253 215H254V213H253ZM50 216V215H49ZM67 216V215H66ZM70 216V215H69ZM115 216H117V215H115ZM154 215L152 214V217H153ZM173 216V215H172ZM192 216V215H191ZM233 216V215H232ZM240 216V215H239ZM243 216V215H242ZM252 216V215H251ZM256 216V215H255ZM36 217V216H35ZM71 217V216H70ZM133 217H135V216H132V218ZM202 217V216H201ZM206 217V216H205ZM216 217H218V216H216ZM221 217V216H220ZM236 217V216H235ZM146 218V217H145ZM179 218V217H178ZM180 218H184V217H180ZM186 218V217H185ZM191 218V217H190ZM225 218V217H224ZM223 218V219H224ZM249 218V217H248ZM46 219V218H45ZM82 219V218H81ZM118 219V218H117ZM129 219V218H128ZM127 219V220H128ZM148 219V218H147ZM173 219V218H172ZM217 219V218H216ZM233 219V218H232ZM255 219V218H254ZM49 220V219H48ZM121 220V219H120ZM150 220H151V218H150ZM187 220V219H186ZM225 220V219H224ZM238 220V219H237ZM236 220V221H237ZM242 220V219H241ZM246 220V219H245ZM248 220V219H247ZM40 221H43V219L41 220L40 219ZM148 221H149V219H148ZM154 221H155V218H154ZM172 221V220H171ZM170 221V222H171ZM218 221H220V220H218ZM230 221V220H229ZM233 221V220H232ZM1 222V221H0ZM3 222H5V221H3ZM91 222V221H90ZM105 222V221H104ZM107 222V221H106ZM115 222V221H114ZM120 222V221H119ZM128 222V221H127ZM144 222V221H143ZM156 222V221H155ZM185 222V221H184ZM208 222V221H207ZM93 223V222H92ZM96 223V222H95ZM139 223H140V221H139ZM175 223H177V222H175ZM189 223H190V221H189ZM45 224V223H44ZM104 224V223H103ZM106 224V223H105ZM111 224V223H110ZM114 224V223H113ZM134 224V223H133ZM207 224V223H206ZM209 224V223H208ZM207 224V225H208ZM214 224V223H213ZM212 224V225H213ZM37 225V224H36ZM52 225V224H51ZM50 225V226H51ZM61 225V224H60ZM125 225V224H124ZM123 225V226H124ZM167 225V224H166ZM180 225V224H179ZM190 225V224H189ZM205 225V224H204ZM235 225V224H234ZM47 226V225H46ZM144 226V225H143ZM209 226H210V224H209ZM237 226V225H236ZM115 227V226H114ZM134 227V226H133ZM132 227V228H133ZM179 227V226H178ZM188 227V226H187ZM95 228V227H94ZM105 228V227H104ZM103 228V229H104ZM119 228V227H118ZM165 228V227H164ZM175 228V227H174ZM183 228V227H182ZM211 228H212V226H211ZM210 228V229H211ZM123 229V228H122ZM135 229V228H134ZM149 229L151 230V229H153V230H157V229H159V226L157 225V224H154L153 223V225H149ZM168 229V228H167ZM243 229V228H242ZM241 229V230H242ZM116 230V229H115ZM201 230V229H200ZM203 230V229H202ZM248 230V229H247ZM259 230V229H258ZM104 231V230H103ZM107 232H108V228H107V230H106ZM144 231V230H143ZM142 231V232H143ZM147 231V230H146ZM154 231V232H155ZM169 231V230H168ZM211 231V230H210ZM260 231V230H259ZM263 231V230H262ZM66 232V231H65ZM64 232V233H65ZM100 232H101V230H100ZM119 232V231H118ZM165 232V231H164ZM252 232V231H251ZM167 233V232H166ZM201 233V232H200ZM215 233V232H214ZM103 234V233H102ZM133 234V233H132ZM140 234V233H139ZM151 234H153V233H151ZM155 234V233H154ZM163 234V233H162ZM168 234V233H167ZM175 234H176V232H175ZM113 235V234H112ZM147 235V234H146ZM166 235V234H165ZM172 235V234H171ZM187 235V234H186ZM195 235V234H194ZM250 235V234H249ZM254 235V234H253ZM103 236V235H102ZM126 236V235H125ZM133 236V235H132ZM132 236H130V238L132 237ZM142 236H144V234L142 235ZM141 236V237H142ZM149 238H151L152 239V237H150V234L149 235H147ZM213 236V235H212ZM252 236V235H251ZM2 237V236H1ZM145 237V236H144ZM176 237V236H175ZM192 237V236H191ZM190 237V238H191ZM200 238H201V236H199ZM208 237V236H207ZM210 238H211V236H209ZM246 237V236H245ZM116 238V237H115ZM189 237H188V239H190ZM165 239V238H164ZM184 239V238H183ZM202 239V238H201ZM239 239V238H238ZM254 239V238H253ZM262 239V238H261ZM146 240H148V239H146ZM155 240H157V239H155ZM206 240V239H205ZM252 240V239H251ZM250 240V241H251ZM170 241V240H169ZM183 241V240H182ZM187 241V240H186ZM192 241H193V239H192ZM207 241V240H206ZM119 242H120V240H119ZM141 242V241H140ZM140 242H138V244L140 243ZM178 242H180V241H178ZM241 242V241H240ZM160 243V242H159ZM170 243V242H169ZM187 243V242H186ZM192 243V242H191ZM121 244V243H120ZM171 244V243H170ZM135 245H137V244H135ZM148 245V244H147ZM179 245V244H178ZM159 246V245H158ZM168 246V245H167ZM177 246V245H176ZM192 246V245H191ZM190 246V247H191ZM258 246V245H257ZM128 247V246H127ZM169 247V246H168ZM183 247V246H182ZM185 247V246H184ZM193 247V246H192ZM156 248V247H155ZM127 249V248H126ZM140 250V249H139ZM148 250H150L149 248H148ZM167 250V249H166ZM189 250H191V249H189ZM193 250V249H192ZM195 250V249H194ZM135 251H137V250H135ZM168 251V250H167ZM186 252V251H185ZM198 252V251H197ZM151 253H153V252H151ZM157 253H159V252H157ZM165 253V252H164ZM154 254V253H153ZM180 254H181V252H180ZM185 254V253H184ZM192 254V253H191ZM146 255V254H145ZM166 255V254H165ZM175 255V254H174ZM183 255V254H182ZM179 256V257H183V256ZM200 255V254H199ZM130 256H131V254H130ZM154 256V255H153ZM156 256V255H155ZM178 256V255H177ZM186 256V255H185ZM168 257V256H167ZM190 257V256H189ZM197 257V256H196ZM140 258V257H139ZM149 258V257H148ZM152 258V257H151ZM165 258V257H164ZM186 258H188V257H186ZM186 258H184V259H186ZM129 259V258H128ZM147 259V258H146ZM150 260V259H149ZM152 261V260H151ZM166 261V260H165ZM263 261V260H262ZM118 263H120V262H118ZM124 263V262H123ZM149 263V262H148ZM159 264V263H158ZM167 264V263H166Z\"/></svg>","mask_w":264,"mask_h":264}]
</instances>
